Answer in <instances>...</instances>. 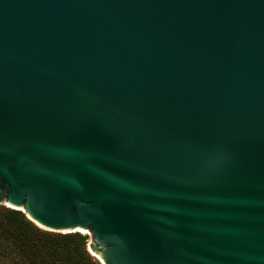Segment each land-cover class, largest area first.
<instances>
[{
  "label": "water",
  "instance_id": "95a60500",
  "mask_svg": "<svg viewBox=\"0 0 264 264\" xmlns=\"http://www.w3.org/2000/svg\"><path fill=\"white\" fill-rule=\"evenodd\" d=\"M0 205L101 264H264V0H0Z\"/></svg>",
  "mask_w": 264,
  "mask_h": 264
},
{
  "label": "trees",
  "instance_id": "16d2710c",
  "mask_svg": "<svg viewBox=\"0 0 264 264\" xmlns=\"http://www.w3.org/2000/svg\"><path fill=\"white\" fill-rule=\"evenodd\" d=\"M79 231L38 227L21 210L0 206V264H101Z\"/></svg>",
  "mask_w": 264,
  "mask_h": 264
},
{
  "label": "rangeland",
  "instance_id": "374dc122",
  "mask_svg": "<svg viewBox=\"0 0 264 264\" xmlns=\"http://www.w3.org/2000/svg\"><path fill=\"white\" fill-rule=\"evenodd\" d=\"M0 206H4V205H0ZM83 234V233H82ZM87 237H88V240H89V242H90V238H89V236L87 235Z\"/></svg>",
  "mask_w": 264,
  "mask_h": 264
}]
</instances>
